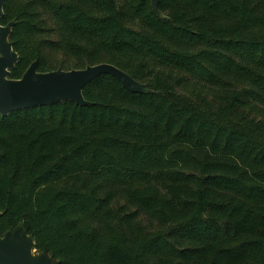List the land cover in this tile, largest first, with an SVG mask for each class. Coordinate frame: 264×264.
Returning a JSON list of instances; mask_svg holds the SVG:
<instances>
[{"label": "trees", "instance_id": "trees-1", "mask_svg": "<svg viewBox=\"0 0 264 264\" xmlns=\"http://www.w3.org/2000/svg\"><path fill=\"white\" fill-rule=\"evenodd\" d=\"M4 12L11 78L111 63L148 90L103 74L89 105L0 114V236L22 225L60 264H264V0Z\"/></svg>", "mask_w": 264, "mask_h": 264}, {"label": "water", "instance_id": "water-1", "mask_svg": "<svg viewBox=\"0 0 264 264\" xmlns=\"http://www.w3.org/2000/svg\"><path fill=\"white\" fill-rule=\"evenodd\" d=\"M115 2V0H110ZM158 11L159 0H151ZM6 0H0V114L73 101L89 105L84 89L103 74L116 77L124 87L133 92H144L148 85L139 82L126 71L111 63L88 65L85 68L65 70L62 68L38 71L39 60L28 67L22 78L10 77L11 70L19 62V53L14 49L11 34L14 21L2 24ZM2 213H0L1 216ZM0 264H60L48 253H39L35 240L19 225L0 236Z\"/></svg>", "mask_w": 264, "mask_h": 264}, {"label": "rangeland", "instance_id": "rangeland-1", "mask_svg": "<svg viewBox=\"0 0 264 264\" xmlns=\"http://www.w3.org/2000/svg\"><path fill=\"white\" fill-rule=\"evenodd\" d=\"M59 69V68H58ZM175 91L180 95H184L186 97H188L189 93L192 92V90L190 88H188L187 86L183 87V88H176ZM210 95L213 92H209ZM210 98V96H209ZM254 116V115H253Z\"/></svg>", "mask_w": 264, "mask_h": 264}]
</instances>
